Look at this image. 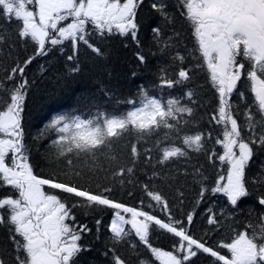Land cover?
Listing matches in <instances>:
<instances>
[{"label": "snow or ice", "instance_id": "6c2138e0", "mask_svg": "<svg viewBox=\"0 0 264 264\" xmlns=\"http://www.w3.org/2000/svg\"><path fill=\"white\" fill-rule=\"evenodd\" d=\"M142 4L143 0H0V21L5 25L18 22L17 37L25 43L30 39L36 45L32 57L11 68L5 78L8 83L0 82V186L16 193L0 197V226L8 233L6 241L0 242V264H81L79 257L89 249L79 242L91 229L76 223L72 209L77 206L114 210L108 226L113 247L104 253L111 255V264H129L116 245L127 244L133 234L159 264H196L200 254L209 255L217 264H264V193L257 197V208L248 210L249 215L259 210L257 223L246 224L243 231L233 227L235 235L231 241L218 244V249L230 253L229 258L190 235L184 222L172 217L167 201L159 193L147 190V185V196L167 214V220L143 210V201L141 209L114 201L105 194L111 191L109 188L92 192L75 182L60 180L55 173L42 178L33 171L23 127L30 87L26 77L28 65L36 56H47L52 47L63 45L65 41H70L74 49L73 55L67 57L70 61L75 59L80 43L102 56V49L90 42L93 34L102 40L113 35L128 37L139 48L137 10ZM178 6L180 16L192 28L197 50L218 93V107L211 120L222 129V139L217 137L214 142L222 146L223 153L218 155L212 151L209 160L216 158L227 165L226 174H218L214 186L202 183L198 203L204 201L206 195L226 198V207L219 212L208 209V224L219 227L221 217H234L242 210V198L251 194L250 184L264 187V163L258 165L260 171L254 176L248 175V169L255 163L254 157L264 151V0H178ZM168 7L166 0H152L151 9L163 21V26L156 24L151 28L153 42L162 46L161 51L173 46V36L165 38L164 31V27L173 22ZM173 35L178 39L180 34L174 32ZM7 40L5 30L0 28V44ZM136 58L140 65L147 64L142 52L138 51ZM175 58L184 59L179 54ZM191 79L190 70L181 67L175 79L167 78L165 72L160 86L171 89ZM238 85L245 86L247 92L241 91ZM141 92V106L120 115L98 112L88 119L67 115L53 117L44 131L58 134L52 141L57 159L68 154L96 157L98 152L111 149L115 141L133 130L143 136L161 128L177 129L185 114L189 117L194 114V108L181 104L178 98L162 102L143 89ZM234 93L243 106V125L237 118L241 104L233 102ZM195 96L192 89L184 94L190 104L196 103ZM128 103L134 104V101ZM210 139V132L185 135L182 140L186 148L174 145L162 148L159 163L187 156L186 149L200 152ZM149 151L146 149L145 153ZM131 154L135 162L140 156L136 144L131 146ZM67 163L71 164V159ZM132 172V167H121L114 175L125 176ZM64 194L77 198L76 203L69 206ZM146 207L152 209L153 205L149 203ZM122 213L130 214V218ZM192 222L190 213L187 224L190 226ZM101 223L96 220L97 226ZM125 225H130V230H126ZM156 230L179 238L173 243L172 251L153 246L150 235ZM130 247L136 250L137 245L133 243ZM139 264L149 262L141 259Z\"/></svg>", "mask_w": 264, "mask_h": 264}, {"label": "trees", "instance_id": "16d2710c", "mask_svg": "<svg viewBox=\"0 0 264 264\" xmlns=\"http://www.w3.org/2000/svg\"><path fill=\"white\" fill-rule=\"evenodd\" d=\"M151 3L152 0H143V4L137 10V20L140 24L139 48L128 37L113 35L102 40L93 34L90 42L102 49V56H97L86 45L80 43L75 59L70 61L67 57L73 55L74 49L70 41H65L63 45L52 47L47 56H36L28 65L26 77L30 87L25 101L23 127L30 162L34 173L42 178H49L55 173L60 180L75 182L92 192H103L105 188H109L111 191L105 194L114 201L137 209L142 208L143 201V210L167 220V214L147 196L145 189L147 185V190L159 193L167 201L172 217L183 221L190 235L230 258V253L226 249H218L217 246L221 241H231L235 235L233 227L237 231H243L246 224L257 223L259 210L257 209L253 215H249L248 210L257 208V197L264 193V187L250 184L251 194L247 198H242L241 211L234 217H221L219 227L208 224L209 208L219 212L222 207H226V198L220 195L215 197L206 195V199L198 203L202 183L214 186L218 174H226L227 165L216 158L209 160L212 151L218 155L223 153L222 146L214 142L217 137L222 139V129L211 120L218 107V93L212 86L206 64L197 50L192 28L179 14L178 0H166L173 21L164 27L165 38L173 36V46L167 51H161L162 46L153 42L151 28L156 24L163 26V21L151 9ZM68 22L70 20L63 23ZM17 23L13 21L5 25L0 21V28L5 30L8 37L6 43L0 44V82L6 84L8 82L5 78L11 68L32 57L36 50V45L30 39L25 43L17 37ZM174 32L180 34L178 39L174 37ZM138 51L145 55L146 65L139 64L136 58ZM177 54L184 59L181 61L175 58ZM181 67L190 70L191 81L171 89L162 88L160 78L165 72L167 78L175 79ZM133 73L136 75L133 76ZM238 87L241 91L247 92L245 86ZM141 89L147 91L150 97L162 102L178 98L181 104L193 107L194 114L192 117L185 114L177 129L161 128L153 134L143 136L133 130L121 140L115 141L111 149L98 152L96 157L90 154L79 156L68 154L67 157L57 159V150L52 141L58 134L55 131H44L53 117L67 115L88 119L98 112L120 115L141 106L143 98ZM189 89L196 93L195 104H190L184 97ZM130 100L134 101V104L128 103ZM233 102L241 104L235 93ZM242 113L241 104L237 118L243 125ZM42 131L44 134L41 136ZM196 132L212 134V139L206 140L202 151L193 152L186 149L187 156L174 158L164 164L159 163L162 148L171 145L186 148L183 145V136ZM133 144L137 145L140 152L135 162L131 154ZM146 149L150 150L147 154ZM111 156H115L116 159L111 160ZM148 156H151L150 161ZM68 159H71V164L67 163ZM254 161L253 166L248 169L250 178L260 171L258 165L264 163V151H260L254 157ZM121 167H132L133 172L125 176L114 175ZM46 190L49 189L46 187ZM8 195L15 196L16 193L0 186V197ZM76 199L66 196L69 206L75 204ZM149 203L153 205L152 209L146 207ZM72 212L77 224L87 225L91 229L82 235L79 242L89 249L79 257L81 264H111V255L105 256L104 253L113 247L108 226L114 210L101 208L93 210L77 206ZM190 213L193 214V222L189 226L187 215ZM125 217L130 218V214H126ZM97 219L102 222L100 226L96 224ZM125 228L130 230L131 226L125 225ZM7 236L6 229L0 226V242L6 241ZM178 240L179 238L163 230H156L150 235L153 246L162 250L172 251L173 243ZM128 241L127 244L121 242L116 248L128 259L129 264H139L141 259L148 261L149 264H159L134 234ZM133 243L137 245L136 250L130 247ZM196 264L217 262L207 254H200Z\"/></svg>", "mask_w": 264, "mask_h": 264}, {"label": "rangeland", "instance_id": "374dc122", "mask_svg": "<svg viewBox=\"0 0 264 264\" xmlns=\"http://www.w3.org/2000/svg\"><path fill=\"white\" fill-rule=\"evenodd\" d=\"M122 214H124V213H122Z\"/></svg>", "mask_w": 264, "mask_h": 264}]
</instances>
